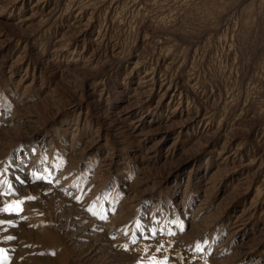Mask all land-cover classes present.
I'll list each match as a JSON object with an SVG mask.
<instances>
[{
  "label": "rangeland",
  "instance_id": "rangeland-1",
  "mask_svg": "<svg viewBox=\"0 0 264 264\" xmlns=\"http://www.w3.org/2000/svg\"><path fill=\"white\" fill-rule=\"evenodd\" d=\"M0 264H264V0H0Z\"/></svg>",
  "mask_w": 264,
  "mask_h": 264
},
{
  "label": "snow or ice",
  "instance_id": "snow-or-ice-1",
  "mask_svg": "<svg viewBox=\"0 0 264 264\" xmlns=\"http://www.w3.org/2000/svg\"><path fill=\"white\" fill-rule=\"evenodd\" d=\"M8 239H12V237H8Z\"/></svg>",
  "mask_w": 264,
  "mask_h": 264
}]
</instances>
